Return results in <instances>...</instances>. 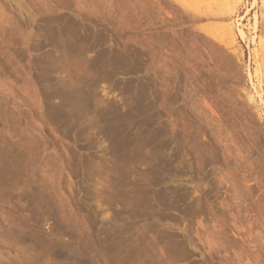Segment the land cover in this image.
<instances>
[{"label":"rangeland","instance_id":"1","mask_svg":"<svg viewBox=\"0 0 264 264\" xmlns=\"http://www.w3.org/2000/svg\"><path fill=\"white\" fill-rule=\"evenodd\" d=\"M0 264H264V0H0Z\"/></svg>","mask_w":264,"mask_h":264},{"label":"bare ground","instance_id":"2","mask_svg":"<svg viewBox=\"0 0 264 264\" xmlns=\"http://www.w3.org/2000/svg\"><path fill=\"white\" fill-rule=\"evenodd\" d=\"M228 26H229V24H228ZM237 31H238V34L241 35V37H243V35H244L243 31L240 28H238Z\"/></svg>","mask_w":264,"mask_h":264}]
</instances>
